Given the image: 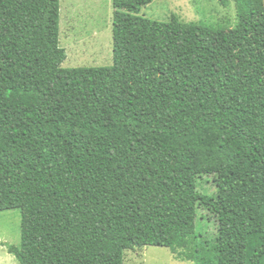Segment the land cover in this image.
<instances>
[{
  "label": "trees",
  "instance_id": "obj_1",
  "mask_svg": "<svg viewBox=\"0 0 264 264\" xmlns=\"http://www.w3.org/2000/svg\"><path fill=\"white\" fill-rule=\"evenodd\" d=\"M112 1L113 64L64 68L61 0H0V211L22 214L9 252L264 264V0H235L232 28Z\"/></svg>",
  "mask_w": 264,
  "mask_h": 264
},
{
  "label": "rangeland",
  "instance_id": "obj_2",
  "mask_svg": "<svg viewBox=\"0 0 264 264\" xmlns=\"http://www.w3.org/2000/svg\"><path fill=\"white\" fill-rule=\"evenodd\" d=\"M113 1L112 0H61L60 42L68 52L64 68L109 66L113 64ZM141 14L156 20L167 21L173 14L181 21L204 23L210 26L235 27L238 22L236 1L224 6L219 0H153ZM251 214V240L249 254L258 243L259 226ZM22 214L20 209L0 211V235L9 238L0 242V251L10 260L0 264H20L9 252V245L20 246ZM209 226L208 224L206 225ZM124 264H195L176 259L164 246H147L127 250Z\"/></svg>",
  "mask_w": 264,
  "mask_h": 264
},
{
  "label": "bare ground",
  "instance_id": "obj_3",
  "mask_svg": "<svg viewBox=\"0 0 264 264\" xmlns=\"http://www.w3.org/2000/svg\"><path fill=\"white\" fill-rule=\"evenodd\" d=\"M8 239H9V238L4 237L3 235H0V242H1V240H2V241H8ZM0 259H2L3 262H7V261L10 260L11 258H10V256H8V255H7V256H6V255L4 256V255H3V252L0 251Z\"/></svg>",
  "mask_w": 264,
  "mask_h": 264
}]
</instances>
